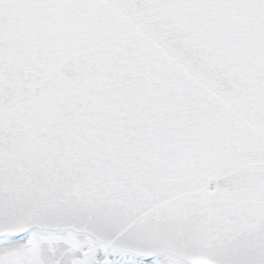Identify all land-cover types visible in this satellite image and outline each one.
I'll return each instance as SVG.
<instances>
[{
	"label": "snow or ice",
	"instance_id": "snow-or-ice-1",
	"mask_svg": "<svg viewBox=\"0 0 264 264\" xmlns=\"http://www.w3.org/2000/svg\"><path fill=\"white\" fill-rule=\"evenodd\" d=\"M0 264H264V0H0Z\"/></svg>",
	"mask_w": 264,
	"mask_h": 264
}]
</instances>
